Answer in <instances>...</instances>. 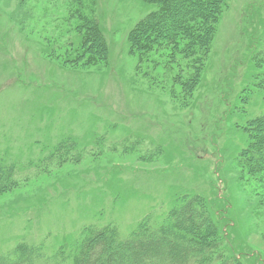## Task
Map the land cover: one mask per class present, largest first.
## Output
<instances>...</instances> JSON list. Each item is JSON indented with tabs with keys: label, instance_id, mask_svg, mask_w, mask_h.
Masks as SVG:
<instances>
[{
	"label": "rangeland",
	"instance_id": "rangeland-1",
	"mask_svg": "<svg viewBox=\"0 0 264 264\" xmlns=\"http://www.w3.org/2000/svg\"><path fill=\"white\" fill-rule=\"evenodd\" d=\"M156 9L0 0V255L73 264L86 228L166 229L200 197L214 264H264V0H226L202 50L132 51ZM86 23L104 57L83 47Z\"/></svg>",
	"mask_w": 264,
	"mask_h": 264
},
{
	"label": "trees",
	"instance_id": "trees-1",
	"mask_svg": "<svg viewBox=\"0 0 264 264\" xmlns=\"http://www.w3.org/2000/svg\"><path fill=\"white\" fill-rule=\"evenodd\" d=\"M141 1L155 5L157 9L131 31V49L139 53L151 51L150 44L161 38L169 41L183 39L182 54L192 48L202 50L210 43L214 27L226 7V0ZM82 28L86 32L83 47L90 42V46L101 50L104 57L106 43L97 27L86 23ZM261 135L258 143L255 141L264 148V133ZM260 148L257 155L261 156ZM218 233V223L208 204L200 197H193L175 210L174 223L166 229L141 227L131 237L122 239L115 229L109 227L86 228L73 264H214L217 247L212 239ZM21 247L13 257L0 255V264H32L33 254L27 246Z\"/></svg>",
	"mask_w": 264,
	"mask_h": 264
}]
</instances>
